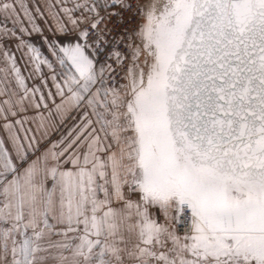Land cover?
Wrapping results in <instances>:
<instances>
[{"label":"snow or ice","instance_id":"snow-or-ice-1","mask_svg":"<svg viewBox=\"0 0 264 264\" xmlns=\"http://www.w3.org/2000/svg\"><path fill=\"white\" fill-rule=\"evenodd\" d=\"M0 264H264V0H0Z\"/></svg>","mask_w":264,"mask_h":264}]
</instances>
